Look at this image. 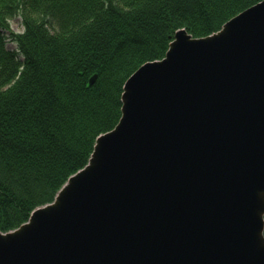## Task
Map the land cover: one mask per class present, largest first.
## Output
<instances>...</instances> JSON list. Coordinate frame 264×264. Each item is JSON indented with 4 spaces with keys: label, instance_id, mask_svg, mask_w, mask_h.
<instances>
[{
    "label": "water",
    "instance_id": "1",
    "mask_svg": "<svg viewBox=\"0 0 264 264\" xmlns=\"http://www.w3.org/2000/svg\"><path fill=\"white\" fill-rule=\"evenodd\" d=\"M263 231L264 0L131 74L87 165L0 232V264H264Z\"/></svg>",
    "mask_w": 264,
    "mask_h": 264
},
{
    "label": "trees",
    "instance_id": "2",
    "mask_svg": "<svg viewBox=\"0 0 264 264\" xmlns=\"http://www.w3.org/2000/svg\"><path fill=\"white\" fill-rule=\"evenodd\" d=\"M260 1L0 0V232L86 165L119 120L124 82L163 58L175 31L205 37ZM15 15L23 32L6 36Z\"/></svg>",
    "mask_w": 264,
    "mask_h": 264
},
{
    "label": "rangeland",
    "instance_id": "3",
    "mask_svg": "<svg viewBox=\"0 0 264 264\" xmlns=\"http://www.w3.org/2000/svg\"><path fill=\"white\" fill-rule=\"evenodd\" d=\"M1 24V23H0ZM5 24L7 25V28L9 29L8 31L6 30H3V33L6 35V36H9V31L12 32V33H22L23 32V28H22V25H21V20H20V17L19 15H15L14 17H7L5 18ZM176 32V31H175ZM174 32V34H175ZM192 38H195V37H192ZM201 38V37H199ZM174 40V35H173V38L172 40L170 41V43ZM5 48L9 51H13L15 50V45L10 41L9 37L8 38H5ZM169 43V44H170ZM168 48H169V45H168ZM167 48V50H168ZM166 50V52H167ZM165 52V53H166ZM6 73L3 74V78H6ZM2 79V78H1ZM6 85V84H5Z\"/></svg>",
    "mask_w": 264,
    "mask_h": 264
}]
</instances>
